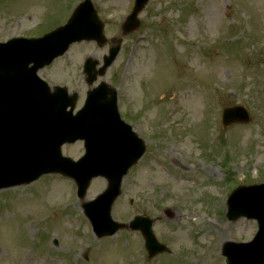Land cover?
<instances>
[{"label":"rangeland","instance_id":"374dc122","mask_svg":"<svg viewBox=\"0 0 264 264\" xmlns=\"http://www.w3.org/2000/svg\"><path fill=\"white\" fill-rule=\"evenodd\" d=\"M81 1L0 0V42L31 34L27 32L38 23L44 8L49 9L47 23L29 36L59 27ZM91 1L106 23L108 43L102 47L92 42L77 44L46 71L50 78L78 92L82 105L89 90L83 60L90 56L102 64L111 41L123 40L115 64L95 86L102 80L122 79L116 72L125 70V88L134 94L136 107L122 99L124 112L139 116L137 129L150 143L146 157L123 183L114 218L130 222L139 213L156 217L160 204L179 205L177 225L155 224L156 234L175 250V257L160 255L151 264H226L221 255L223 244L236 238L248 241L257 231L255 221L226 220V199L240 183L264 182V37L258 35L264 31V0H150L140 14L139 29L126 36L120 27L134 0ZM243 13L252 19L244 20ZM203 15L205 23L199 21ZM144 33L149 38L140 41ZM136 38L135 55L126 67L128 46ZM215 85L222 91L214 90ZM143 95L151 98L146 109L141 105ZM235 105L246 106L251 121L230 127L218 123L222 110ZM170 146L180 150L174 153ZM82 152L80 143L64 149L73 158ZM196 160L214 166L199 167ZM102 190V182L96 181L85 201ZM203 190L212 196L200 198ZM69 192L73 193L71 182L53 176L0 191V264H85L81 254L87 247L93 249L88 264H115L117 258L138 264V240L133 233L122 232L117 240H92L91 245L80 214L83 202H72ZM131 199L137 201L134 207ZM200 202L208 210L191 211L192 219H212L192 224L186 210H197ZM191 243L198 253L196 259L187 254Z\"/></svg>","mask_w":264,"mask_h":264},{"label":"water","instance_id":"95a60500","mask_svg":"<svg viewBox=\"0 0 264 264\" xmlns=\"http://www.w3.org/2000/svg\"><path fill=\"white\" fill-rule=\"evenodd\" d=\"M146 2L147 0H138V9H136V12L134 13V15L129 18L127 27L129 24H133V22H135V16L137 12L140 11L141 8L144 7ZM76 15H77L78 21H75V26H74L75 31L79 30V24L82 25V29L84 30L92 29L91 35H88L86 37H81L78 40H82L83 38L88 39V40L96 39L101 44H104L105 40L103 39L101 35L102 24L99 23V20L95 12L92 11L91 4L89 2L82 4L81 7L77 10ZM82 21H84V23ZM134 28L135 27H133L132 29ZM132 29L129 28L128 31H131ZM56 35L57 37L58 35L64 36L62 31H58V34L55 33L50 36L54 37ZM23 47L33 48V46L29 44H23ZM10 52L14 53L15 58L10 57ZM116 53L117 52L115 51L112 57H114ZM20 55L21 56H19V54L15 50L14 51L10 50L9 45L0 47V128H1L0 129V146H3L4 148V142L8 140L15 141V138H17L18 140L28 138L30 142L28 147L33 146L34 148V159H35L36 151L39 153V159L34 160V162L30 164L32 167H35L37 169H33L29 171L27 178L23 179L22 182L16 183L14 179H11L10 181L6 183L0 184V188L20 185L24 183H30L38 179L42 173H46V172L60 171L62 173L69 174L67 173L68 168L64 167L66 165H63L60 162H59V165H57V161H59V156H60V153H59L60 144L59 143H56L55 141H53V144L50 146L43 143L40 147L35 148L34 141L37 143V140H36L37 136H34V130L32 126L37 127L38 123L35 122V124H33L34 122H30V116L21 109V105H22V101L24 103L29 102V103L38 105L36 93H32L30 91V87H31V84L33 85L35 83L36 84L39 83L41 85V83L39 82V80L28 79L31 74L35 79H37L36 77L37 68L28 70L27 66L29 62L31 61V59L28 57V55L25 52H20ZM55 55L57 54H54L53 56H49L48 61L50 62L53 59V57H55ZM48 61L47 63H49ZM111 61L112 60H109L106 62V66L103 68L101 74H103V71H105V69L111 63ZM91 80H95V77L92 78ZM101 92H108L113 96V107H112L111 101L105 100L107 96L106 93H104L103 95H99L100 91L99 92L95 91L94 93H91L89 95L87 107L78 116L82 119L81 123L86 122V123L91 124L95 122H101L106 112L100 113L98 112V110L100 107L104 108L105 104L109 108L108 111L111 116V119L115 117L116 111H115V98H114L113 91H110V90L107 91L106 89H103ZM55 108L56 107L50 110H45V111L50 112L54 110ZM236 110H240V109H236ZM55 118L60 119V126H62L64 122L68 121V119H66L65 116H62V115L55 117ZM51 121L48 123V125H50ZM41 133H43V131ZM30 138H33V139L31 140ZM132 138L136 143L134 141H130L129 139H127L126 146H128L129 144L128 146L129 147L128 150L130 151L129 158L131 157V154L133 151L138 150V156L135 158L137 159L142 153V150H140L142 149V145L139 143L138 140L135 139V137H132ZM124 142H125V139L123 143ZM24 144L27 145V143H24ZM92 148L95 153L98 152V148H95V143L92 144ZM87 161L88 160H86L85 163ZM130 161L131 160H129V163L126 165L125 169H127L129 165H131L132 162ZM85 163H83V166L85 165ZM2 164H3V161L0 155V171L3 169ZM62 167L65 168L66 170L62 169ZM7 170L9 172L12 171L10 168H8ZM104 171L105 169H103L101 172L103 173ZM74 173L75 175H77L78 179L79 177H82L81 173L79 172H74ZM71 174L73 175V172H71L69 175ZM98 174H101V173H98ZM120 177L121 176H119L118 179H120ZM79 182L81 184V196H83L88 180L85 181V178L79 179ZM117 184L118 182H112V187L118 188ZM248 207H249V210H251V208L253 207L252 201L249 202ZM260 211H264V204H262ZM247 215L253 216L252 213H249V212L247 213ZM104 224L110 227V220L108 216L105 219ZM106 234L112 235L114 234V232L108 231L106 232ZM245 259L248 263H251V264H264V248H261L259 251H252Z\"/></svg>","mask_w":264,"mask_h":264},{"label":"bare ground","instance_id":"6f19581e","mask_svg":"<svg viewBox=\"0 0 264 264\" xmlns=\"http://www.w3.org/2000/svg\"><path fill=\"white\" fill-rule=\"evenodd\" d=\"M225 238L222 239V241H224Z\"/></svg>","mask_w":264,"mask_h":264}]
</instances>
